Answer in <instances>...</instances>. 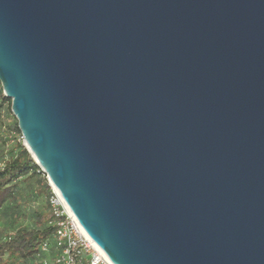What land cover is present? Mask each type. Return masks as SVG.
Listing matches in <instances>:
<instances>
[{"label": "water", "instance_id": "water-1", "mask_svg": "<svg viewBox=\"0 0 264 264\" xmlns=\"http://www.w3.org/2000/svg\"><path fill=\"white\" fill-rule=\"evenodd\" d=\"M0 83L113 264H264V0H0Z\"/></svg>", "mask_w": 264, "mask_h": 264}, {"label": "trees", "instance_id": "trees-1", "mask_svg": "<svg viewBox=\"0 0 264 264\" xmlns=\"http://www.w3.org/2000/svg\"><path fill=\"white\" fill-rule=\"evenodd\" d=\"M5 103L11 112V99L4 95L0 83V110ZM9 128L21 134L16 117ZM1 142L0 216H9L11 223L0 225V264H42L46 254L41 246L52 239L55 230L50 224L52 187L23 140L10 148L5 147L7 140ZM27 210L30 224L22 223Z\"/></svg>", "mask_w": 264, "mask_h": 264}, {"label": "built area", "instance_id": "built-area-1", "mask_svg": "<svg viewBox=\"0 0 264 264\" xmlns=\"http://www.w3.org/2000/svg\"><path fill=\"white\" fill-rule=\"evenodd\" d=\"M49 203L52 210L50 224L55 230L52 239L41 246L46 254L42 264H113L89 237L54 187Z\"/></svg>", "mask_w": 264, "mask_h": 264}, {"label": "rangeland", "instance_id": "rangeland-1", "mask_svg": "<svg viewBox=\"0 0 264 264\" xmlns=\"http://www.w3.org/2000/svg\"><path fill=\"white\" fill-rule=\"evenodd\" d=\"M8 106L9 104L5 103L0 110V149H2L1 139L7 140V145L5 146L6 148H10L12 145L15 144V142L19 140H23V144H24L22 133L19 134L14 130H11V128H9V125L13 123L15 116L13 115L12 111L10 112ZM39 200L40 199H38V201ZM27 211H28L27 212L28 216H26L27 218L25 219V221H22V223L30 224V217H29L30 212L29 210ZM9 218H10L9 216H0V225L5 227L7 226V224L11 223Z\"/></svg>", "mask_w": 264, "mask_h": 264}]
</instances>
